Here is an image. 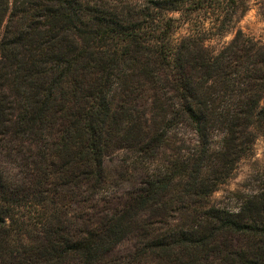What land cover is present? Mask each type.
<instances>
[{
	"label": "trees",
	"instance_id": "16d2710c",
	"mask_svg": "<svg viewBox=\"0 0 264 264\" xmlns=\"http://www.w3.org/2000/svg\"><path fill=\"white\" fill-rule=\"evenodd\" d=\"M141 1L0 0V151L28 172L0 167V264H94L147 209L163 213L142 244L167 262L213 264L207 249L227 240L222 264H264V171L238 211L210 201L250 154L253 130L264 138V45L239 33L213 53L173 38L165 13L217 0ZM178 126L197 138L185 155L169 136ZM114 145L134 150L136 182L119 202H96ZM65 194L81 199L82 227L54 221ZM175 195L196 203L160 204Z\"/></svg>",
	"mask_w": 264,
	"mask_h": 264
},
{
	"label": "rangeland",
	"instance_id": "374dc122",
	"mask_svg": "<svg viewBox=\"0 0 264 264\" xmlns=\"http://www.w3.org/2000/svg\"><path fill=\"white\" fill-rule=\"evenodd\" d=\"M138 2L142 1L138 0ZM214 6V9L189 11L185 15L174 12L165 13L167 17H172L175 20L174 25L176 28L172 33L173 38L176 41H180L186 37H196L207 51L213 53H217L229 44L234 36L239 33L253 43L264 45V0H234L233 4L226 3L224 0H217ZM127 69L130 70L129 73L133 76L132 80H135V78L141 80L140 77L144 74L143 70L135 72L132 70L131 64H128ZM137 95L141 97V92ZM135 107H137L138 111L142 108L138 105ZM212 133L214 136L210 138L212 142L209 143H219V140L215 137V135H218V130L214 129ZM169 136L172 139V145L180 146V153L183 155L197 147V138L189 126L172 128ZM253 136L250 154L237 162L235 169L225 183L220 185L217 191L211 195L210 201L215 203V205L231 211H238L241 208V200L247 196L254 195V191L258 187L257 178L260 172L264 171V138L259 130H253ZM118 144L120 146L123 143ZM119 146H109L106 149V185L104 190H102L103 193L95 195L94 200L96 202L101 198L113 203L119 202L125 198L127 189L135 185L138 164L136 160L134 161L135 157L132 153L134 150L129 149L131 152L119 155L117 152ZM167 148L169 153H171L170 149L172 146H167ZM116 155H119V157H116ZM120 156H122V159ZM13 158L14 156L0 151V167L9 175L13 173L19 177L18 179L23 178L26 180L28 172L23 174L21 172L23 169L18 168L20 164H23V161L17 159V162H13ZM162 158L163 156L159 155L156 160L161 161L163 160ZM153 163L156 162L154 161ZM52 188L50 187V189ZM239 196H241V200ZM162 203L166 207L168 206L167 208L171 206H191L196 203V198H189L187 195L178 198L175 195L163 199L160 204ZM81 204V199L68 197L65 194L64 199L58 202V205L63 207L65 216L56 214L53 218L54 221L57 218L63 220V227H67L70 230L76 229V226L82 227L80 218L84 212L80 210L79 206ZM92 204L93 201H90L89 208L94 207ZM45 213L48 214L49 209H46ZM162 213L163 211L160 210L147 209L144 212L143 221L138 225H132L129 233L114 246L113 251L103 252L95 260L94 264H173L167 262L164 253L156 249L152 250L153 248L150 246L147 248L146 245L142 244L152 227H161V225L154 224V221L159 219ZM224 242L225 246L222 243L221 248L210 246L204 258L212 259L211 262L213 264H222L225 251L229 247L227 240ZM70 264H74V262L72 261Z\"/></svg>",
	"mask_w": 264,
	"mask_h": 264
}]
</instances>
